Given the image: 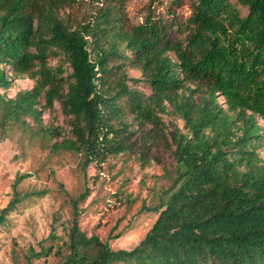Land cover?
Here are the masks:
<instances>
[{"label": "trees", "instance_id": "16d2710c", "mask_svg": "<svg viewBox=\"0 0 264 264\" xmlns=\"http://www.w3.org/2000/svg\"><path fill=\"white\" fill-rule=\"evenodd\" d=\"M64 1L0 0V87L9 88L10 77L34 82L12 98L0 95V123L24 124L30 116L39 125L40 107L57 104L69 135L52 150L76 153L83 169L131 151L136 132L141 166L150 161L155 137L169 145L173 166L163 172L170 185L147 208L156 218L133 248L112 249L108 241L119 234L103 240L80 229L84 188L70 199L65 239L52 231L27 259L53 254L56 264H264V161L257 152L264 145L258 121H264V0H195L177 22L175 14L167 19L149 8L133 25L123 0H95L101 6L75 23L60 16ZM54 58L58 63L51 65ZM127 65L142 78H128ZM127 81L142 82L150 94ZM169 112L183 121L184 132L162 129L158 113ZM40 129L58 135L55 127ZM28 176L16 177L0 226L20 201L15 187Z\"/></svg>", "mask_w": 264, "mask_h": 264}, {"label": "rangeland", "instance_id": "374dc122", "mask_svg": "<svg viewBox=\"0 0 264 264\" xmlns=\"http://www.w3.org/2000/svg\"><path fill=\"white\" fill-rule=\"evenodd\" d=\"M194 1L123 0L122 8L130 25L141 22L149 8L156 16L167 19L175 14L177 22L190 14ZM99 6L101 2L95 0H65L60 3L59 14L71 17L75 23L88 18ZM239 8L244 15L246 9ZM57 63L58 58L50 60L51 65ZM124 70L128 78H142L141 72L131 65ZM10 80L9 88L0 87V95L5 98L30 89L34 83L29 78L10 77ZM127 84L146 96L150 94V89L140 81L135 84L127 81ZM218 99L222 102L221 97ZM158 115L164 124L162 129L171 130L176 126L184 132L183 121L173 112ZM24 120V124L0 123V209L12 199L16 177L29 175L15 187L20 201L0 226V264H56L58 257L53 254L28 260L27 252L30 248L38 251L40 241L52 231L65 239L72 217L70 199L84 188L89 192L78 207L80 229L103 240L109 234H119L108 241L111 248H133L156 218L147 208L156 205L160 192L170 185L163 175L164 168L173 166L169 145L161 138L152 139L147 152L150 161L141 166L136 155L140 132H136L129 137L131 151L110 157L100 166L89 164L83 169L76 153L52 150V143L69 135V127L57 104L52 110L40 107L39 125L30 116H25ZM127 120L130 122L131 117ZM258 121L264 126L263 120ZM41 127H55L58 135H45ZM136 127L132 123L131 130ZM257 152L264 161V145L259 146ZM50 242L49 239L45 244Z\"/></svg>", "mask_w": 264, "mask_h": 264}]
</instances>
